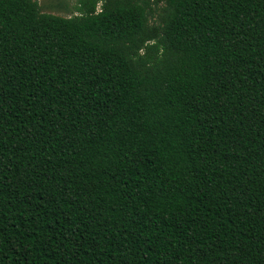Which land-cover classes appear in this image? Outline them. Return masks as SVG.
<instances>
[{
    "label": "trees",
    "instance_id": "obj_1",
    "mask_svg": "<svg viewBox=\"0 0 264 264\" xmlns=\"http://www.w3.org/2000/svg\"><path fill=\"white\" fill-rule=\"evenodd\" d=\"M0 264H264V0H0Z\"/></svg>",
    "mask_w": 264,
    "mask_h": 264
},
{
    "label": "rangeland",
    "instance_id": "obj_2",
    "mask_svg": "<svg viewBox=\"0 0 264 264\" xmlns=\"http://www.w3.org/2000/svg\"><path fill=\"white\" fill-rule=\"evenodd\" d=\"M43 11L70 17L78 0H37Z\"/></svg>",
    "mask_w": 264,
    "mask_h": 264
}]
</instances>
